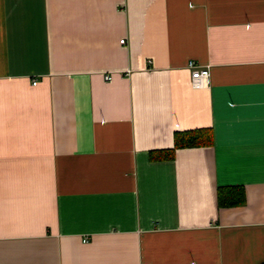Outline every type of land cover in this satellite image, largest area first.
I'll return each mask as SVG.
<instances>
[{
	"label": "crops",
	"instance_id": "obj_1",
	"mask_svg": "<svg viewBox=\"0 0 264 264\" xmlns=\"http://www.w3.org/2000/svg\"><path fill=\"white\" fill-rule=\"evenodd\" d=\"M143 263H264V0H0V264Z\"/></svg>",
	"mask_w": 264,
	"mask_h": 264
},
{
	"label": "trees",
	"instance_id": "obj_2",
	"mask_svg": "<svg viewBox=\"0 0 264 264\" xmlns=\"http://www.w3.org/2000/svg\"><path fill=\"white\" fill-rule=\"evenodd\" d=\"M212 139V134L210 130L196 129L190 131L176 132L174 134V147H186V146H197L202 144H210ZM161 156H173V151L165 153H158ZM244 196L240 187H230L225 190H220L218 192V204L224 206L238 205L244 201ZM264 264V263H262Z\"/></svg>",
	"mask_w": 264,
	"mask_h": 264
},
{
	"label": "built area",
	"instance_id": "obj_3",
	"mask_svg": "<svg viewBox=\"0 0 264 264\" xmlns=\"http://www.w3.org/2000/svg\"><path fill=\"white\" fill-rule=\"evenodd\" d=\"M120 42H124V39H121ZM188 68L191 73V85L193 87H201L205 85L209 78V69L208 67H199L195 65L193 61L188 62ZM106 79L108 78L107 75L104 76ZM37 80L33 79L32 84H36ZM143 264H149V263H143Z\"/></svg>",
	"mask_w": 264,
	"mask_h": 264
}]
</instances>
